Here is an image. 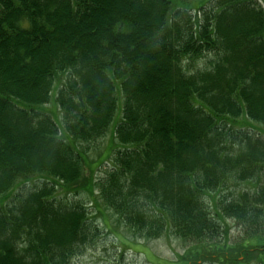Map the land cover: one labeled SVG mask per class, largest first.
Returning a JSON list of instances; mask_svg holds the SVG:
<instances>
[{
    "label": "trees",
    "instance_id": "obj_1",
    "mask_svg": "<svg viewBox=\"0 0 264 264\" xmlns=\"http://www.w3.org/2000/svg\"><path fill=\"white\" fill-rule=\"evenodd\" d=\"M259 1L0 0V264H71L94 212L174 264H264Z\"/></svg>",
    "mask_w": 264,
    "mask_h": 264
},
{
    "label": "rangeland",
    "instance_id": "obj_2",
    "mask_svg": "<svg viewBox=\"0 0 264 264\" xmlns=\"http://www.w3.org/2000/svg\"><path fill=\"white\" fill-rule=\"evenodd\" d=\"M189 1L197 0H186V2ZM259 4L264 5V0H260ZM45 108L51 113L59 114L58 111H53V106L50 104ZM113 145L111 135L107 134L94 146V151L89 154L90 162L93 164L92 168L96 167L97 164L94 163L100 156L109 155L108 151ZM107 164L104 163L96 169L95 178L97 180L103 176ZM90 209L94 211L93 207ZM93 217V226L97 228V234L93 237V242L87 245L71 261V264H174L177 255L183 254L189 247L188 244L170 233L156 240L145 241L125 230L122 225L116 223L115 218L107 214L101 217L94 212ZM227 224L229 225L228 242L230 243L242 236V230L232 220H227ZM239 240L240 238L237 241ZM249 264L258 263L253 261Z\"/></svg>",
    "mask_w": 264,
    "mask_h": 264
}]
</instances>
